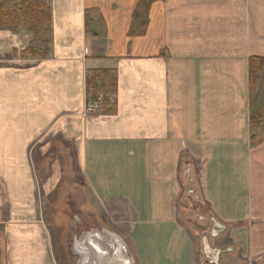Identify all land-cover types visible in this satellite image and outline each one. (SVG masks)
Instances as JSON below:
<instances>
[{"label": "crops", "instance_id": "1", "mask_svg": "<svg viewBox=\"0 0 264 264\" xmlns=\"http://www.w3.org/2000/svg\"><path fill=\"white\" fill-rule=\"evenodd\" d=\"M139 2L49 0L42 57L23 54L29 31L0 29V264H60L46 221L60 188L122 227L139 264H204L213 220L226 227L217 241H233L222 264H264L249 73L264 57V0H154L131 35ZM110 69L115 110L85 114L88 75Z\"/></svg>", "mask_w": 264, "mask_h": 264}, {"label": "trees", "instance_id": "2", "mask_svg": "<svg viewBox=\"0 0 264 264\" xmlns=\"http://www.w3.org/2000/svg\"><path fill=\"white\" fill-rule=\"evenodd\" d=\"M154 0H140L133 14L131 35L146 30L149 22V10ZM52 9L49 0H0V29L19 31L26 28L33 40L23 51L27 57H42L48 54L52 43ZM38 46V48H37ZM251 95L259 90L264 73V57H251L249 65ZM88 101H96L102 95L101 106L114 111L117 95V71L95 70L87 79ZM252 119L251 127L258 128Z\"/></svg>", "mask_w": 264, "mask_h": 264}, {"label": "rangeland", "instance_id": "3", "mask_svg": "<svg viewBox=\"0 0 264 264\" xmlns=\"http://www.w3.org/2000/svg\"><path fill=\"white\" fill-rule=\"evenodd\" d=\"M26 29V28H21ZM20 29V30H21ZM19 30V31H20ZM27 30V29H26ZM28 31V30H27ZM29 46V45H28ZM38 48V46H37ZM36 56V55H34ZM31 56V57H34ZM256 122L258 128V135H264V92L259 90L252 98V109H251V117L250 122ZM71 193H72V188ZM65 188L57 189V195L59 198L57 202L53 204L46 205V221L51 228L53 233V240L55 244V248L57 249V254L59 258L60 264H81L85 259V255H81L76 249L75 245L78 242H82L86 237L85 234L89 232H93L94 230H98L100 233V238H108L105 231H111L114 234H117L124 240L126 238L121 234L123 233L122 227L119 229V225L114 224L115 221H110L104 218V213L102 209H98L97 215L91 213V209L93 206L88 204H80L73 202V196L67 199L63 198L65 191L70 190ZM45 206V205H44ZM190 220V219H189ZM192 223L197 224V218L195 214H191ZM189 222V221H187ZM137 224V222L135 221ZM190 224V222H189ZM131 228H136L135 224L130 225ZM137 226H140L137 224ZM133 233V231H130ZM122 235V236H121ZM138 235L132 237V240L136 239ZM109 239V238H108ZM108 239L106 241H108ZM200 241V240H199ZM211 240V245L213 246H223L222 239ZM224 241V239H223ZM130 254L135 260V264H139L138 253L136 252L135 242L129 241V238L126 240ZM147 244V243H146ZM145 245V242L143 243ZM218 249V247H216ZM84 256V257H83ZM223 259V258H222ZM208 264V263H207Z\"/></svg>", "mask_w": 264, "mask_h": 264}, {"label": "water", "instance_id": "4", "mask_svg": "<svg viewBox=\"0 0 264 264\" xmlns=\"http://www.w3.org/2000/svg\"><path fill=\"white\" fill-rule=\"evenodd\" d=\"M213 221L215 223L213 236L217 237L226 227L216 220ZM98 233H100L98 230L86 233V238L82 242L76 243L75 249L81 255L83 253L85 255V259L81 264H135V260L130 254L129 246L123 238L111 231H105L109 239L100 238ZM107 239L108 241H106ZM208 249L214 251V264H221V249L211 248L209 243L206 242L205 252H208ZM207 263L210 264L209 262Z\"/></svg>", "mask_w": 264, "mask_h": 264}, {"label": "flooded vegetation", "instance_id": "5", "mask_svg": "<svg viewBox=\"0 0 264 264\" xmlns=\"http://www.w3.org/2000/svg\"><path fill=\"white\" fill-rule=\"evenodd\" d=\"M202 234H203L202 238H204V240L206 242L210 243L211 248L212 247H215V248L218 247V249H221L222 253L220 255V261H221V264H222L223 253L224 252H232V246H233L232 242L233 241L229 237H224L223 238L224 241L222 239V242H223V247L224 246H226V247L225 248H219V246L211 245V240H215L219 236L214 237L210 230H208L206 232H203ZM201 258H202V261H203L204 264H207V262H209L210 264H214V262H215L214 251H211L210 249H208V252H205V254L202 253Z\"/></svg>", "mask_w": 264, "mask_h": 264}, {"label": "built area", "instance_id": "6", "mask_svg": "<svg viewBox=\"0 0 264 264\" xmlns=\"http://www.w3.org/2000/svg\"><path fill=\"white\" fill-rule=\"evenodd\" d=\"M101 109V105L96 101H88L85 109V114H92Z\"/></svg>", "mask_w": 264, "mask_h": 264}]
</instances>
